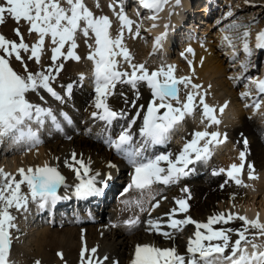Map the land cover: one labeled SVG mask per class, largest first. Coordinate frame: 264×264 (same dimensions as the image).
I'll return each mask as SVG.
<instances>
[{
  "label": "snow or ice",
  "instance_id": "6c2138e0",
  "mask_svg": "<svg viewBox=\"0 0 264 264\" xmlns=\"http://www.w3.org/2000/svg\"><path fill=\"white\" fill-rule=\"evenodd\" d=\"M68 7L61 4V0H4L0 3V23L4 22L5 13L14 21H26L29 34L38 33L37 43L29 46L19 28L15 34L18 41L6 39L0 35V141L5 138L16 143L36 145L41 142L40 129L46 123H51L60 128V119L50 107L43 104H34L27 99L32 92H46L57 101L63 97L53 87V81L63 69V60H81L77 55V34L82 33L87 44L89 34L94 35V50L87 59L93 62L92 82L94 85L95 99L93 107L96 111L91 113L93 120L103 122L107 133L115 123L127 120L126 125H120V131L113 136L108 133L103 143L114 150L132 169L130 182L123 188L121 195L130 190H136L139 196L133 200H124L125 206H135L141 212H148L160 206L159 199L153 192L155 185H175L182 178L189 176L197 164L206 163L213 155L215 147L224 141L218 131H194L192 138L186 140L182 148L177 152H157L158 146L171 142L173 134L178 130L187 117L195 118L196 113H201V123L205 129L221 123L215 114L216 110L205 102L206 93L200 91L201 85L196 84L187 76L174 75L175 66L161 64L155 70H149L144 63H133L129 50L124 46V30L133 32L135 21L125 14L121 3L119 11L112 4L109 5L120 21L119 34L112 38L109 32L112 21L107 15L95 16L84 3V0H64ZM168 0H139L143 8L159 12ZM179 5L181 0H175ZM99 7V4H97ZM231 15V13H229ZM151 19H156L153 15ZM155 27V25H153ZM168 27L167 25L165 26ZM230 27H243L247 25H231ZM140 27L135 24V35L139 36ZM243 51L249 58L242 64L246 72L251 64L250 57L253 49L249 46V32H243ZM167 32L155 37L154 48L162 49ZM45 37L51 38L52 63L40 71L32 72L28 66L29 61L41 62V53L45 46ZM227 39V38H226ZM67 45V48H66ZM93 47L92 45H88ZM256 50H264V31L257 34ZM191 52L192 49H187ZM22 53H30L24 56ZM183 55V54H182ZM21 63L23 73L13 69L8 58ZM117 57H122L128 64V69H122ZM192 62L189 61V64ZM247 79V77H245ZM81 81L85 76L81 74ZM256 86L257 96L253 99L252 106L261 107L262 94H264V79H252ZM127 85L136 92V99L131 106L136 108L134 116H128L126 110H115L109 104V98L117 94L118 86ZM146 85L150 91L151 99L147 106L137 105L139 88ZM66 87L67 95H71L73 85ZM183 89V99L181 92ZM124 97V93H119ZM243 98L251 96V91L241 93ZM44 97L41 95V100ZM125 103H128L124 97ZM247 106V105H246ZM225 106L219 108L223 113ZM68 123L70 118L66 113L59 114ZM141 121L138 128L137 121ZM206 122V123H205ZM35 125V127H34ZM226 140V137H224ZM247 144V141H244ZM241 163L231 164L226 176L241 185L239 175L245 167V153H240ZM64 165L72 170L77 182L69 185L59 168L45 163L43 166L29 167L27 170H18L16 175L6 173L0 169V264H10V249L13 243V232L18 230L15 213L29 211V204H34L39 210L54 209L63 201L75 198L87 201L90 198L102 197L112 174L94 172L91 162L78 158L72 153L70 159L64 160ZM191 166V167H190ZM109 167H117L109 164ZM251 167V166H249ZM220 169L216 174H223ZM250 178H254L250 176ZM26 186L27 193L22 191ZM63 188L64 192L59 190ZM184 191H187L185 189ZM154 201V203H149ZM148 203L149 209L144 205ZM175 207L165 214L167 220L160 222L149 219L147 221L150 231L159 233L168 240H175L184 226L193 225L194 236L190 237L186 245V253L181 254L175 246L161 248L150 244L137 245L131 264H264V244L254 242L259 237H264V223L259 219L249 220L242 215L232 213H216L207 218V222H198L189 215V203L187 199L175 200ZM14 210V211H13ZM178 214H184L177 219ZM235 220L242 221L240 228L224 227ZM125 225L129 229L141 224L139 217L126 220ZM214 225H221L214 227ZM165 228L170 229L164 230ZM249 228L258 230L257 235L251 239L247 235ZM238 238L232 241L231 235ZM249 248L251 251H249ZM227 253V254H226ZM97 248L81 250V264H106L108 257L97 258ZM62 258V253H58ZM35 264H41L39 260Z\"/></svg>",
  "mask_w": 264,
  "mask_h": 264
},
{
  "label": "bare ground",
  "instance_id": "6f19581e",
  "mask_svg": "<svg viewBox=\"0 0 264 264\" xmlns=\"http://www.w3.org/2000/svg\"><path fill=\"white\" fill-rule=\"evenodd\" d=\"M216 1L181 0L180 4L176 5L175 0H168L159 12L140 7L135 0L125 2L123 0H108L107 3L114 5L117 12L122 3L125 14L140 27V34L137 38L143 37L142 42L146 45H141L140 51H143L141 60H132V62L144 63L147 67L151 66L148 67L149 70L159 68L162 63L174 65L175 76H187L194 83L202 86L200 91L206 93L205 102L216 110L215 114L221 121L219 125L205 129V124L201 123V113L198 111L195 117L199 119H193V122L191 117H187L183 125L174 132L171 142L158 146L155 151L177 153L186 140L192 138L194 131H218L222 134L220 138L224 142L215 147L212 157L206 163L197 164L195 170L177 184L155 185L153 192L159 199L160 206L149 209V204L146 203L144 207L150 210V215L148 212H141L135 206L126 207L123 201L137 192L130 190L129 193L121 195L125 185L130 182L132 169L114 150L104 144L103 140L108 133L113 136L118 134L120 125H126L127 120L115 123L106 133L103 122L93 120L91 117V113L96 111L93 107L95 99L92 82L93 62H91V66H89V62H85V64L81 61L75 62L76 64L71 68L70 60L57 61V63L63 62L64 67L54 80L57 83L54 84L53 81V87L65 98L62 101H57L50 94L40 91L29 93L27 99L34 104H43V106L53 109L60 119V128L57 129L50 122L46 123L40 129L41 142L34 146L16 143L8 138L0 141V169L16 175L19 179L18 170L20 168L27 170L29 167L35 168L48 163L58 167L62 175L65 176L67 184L72 185L77 182V178L74 172L64 165V160L70 159L72 153H76L78 158H82L86 162L90 161L93 171L101 173V177L110 172L113 179L109 182L105 194L100 198H90L87 201L75 198L63 200L54 209L47 210H39L36 205L30 203L29 211L16 215L18 230L13 232L10 264H35L37 260L41 264H81V250L83 248L90 250L93 247L97 248V258L108 257L106 264H131L138 244H150L161 248L175 246L179 253L185 254L187 241L194 236L193 225L184 226L175 240H168L159 233L150 231L147 224L149 219L156 220L158 218L161 223H164L167 220L165 214L176 206L175 200L179 198L188 200V214L198 222H207L210 215L223 212L242 215L249 220L259 219L261 223H264V102L261 103L259 109L252 107L257 91L256 86L250 82L252 79H264V63L262 69L255 70L256 61L252 62V59L256 58V55L251 56L250 60L253 65L251 67L255 72L253 75H248L249 70L245 72L242 64L249 58L243 52L236 62L240 73L235 78L239 80L246 74L247 80L240 90H236L233 84L237 80L235 82L228 80L226 66L222 59H219V51L213 45L217 39L215 43L228 46L225 54L236 56L237 47L231 43L229 38L225 34L216 33V38L215 36L207 37L205 39L207 42H203L194 32L190 36L189 33L185 34V29H189V26L182 30L184 21L190 20V18L195 21L196 14L194 12H197V18L200 20L195 22L197 23L195 26H192L195 28L192 31H197L199 27L206 32L208 28L204 25L210 26V13L213 12ZM225 1L229 2L230 0ZM263 1L258 2L262 3ZM90 2L92 3V0H84L88 8ZM61 4L68 7L64 0H61ZM131 5H133V9L128 10ZM262 5L257 8L263 9L264 5ZM261 9L256 10V13L260 14ZM188 10L191 12L186 14ZM107 13L111 18L112 8L109 7ZM153 15L156 16V19L150 18ZM118 23L120 25V21ZM135 24L132 32L134 37H136ZM125 30L128 32L127 29ZM114 31L111 26L109 32L112 38L118 35L114 34ZM261 31L263 30L260 25L259 30L254 34V41L249 45L253 49V53L257 52L255 49L256 37ZM164 32H167V36L162 42V49H155V37ZM49 42L51 44V40ZM129 45V42L124 43L127 49L130 47ZM177 45H181L182 48L176 57L174 53ZM46 46L44 48H49ZM239 46H243V43ZM189 48L192 49L191 52L187 51ZM93 50L94 47L91 51ZM262 52L259 50L257 54H262ZM22 55L26 56L25 53ZM117 59L120 64L123 63L122 57H117ZM183 60H186L188 64L185 65ZM189 61L192 63L189 64ZM18 65L22 66L20 62ZM84 66L85 71L82 70ZM81 74L85 76L83 81L79 79ZM229 75L233 76L235 73L231 72ZM69 84L73 85L71 95H67L65 87ZM249 90L251 96L243 98L241 93ZM121 91L128 103H125L124 97L119 94ZM41 95L44 97L43 101ZM181 98L183 99V89ZM134 99H136L135 90L130 86L121 85L118 86L117 94L110 97L108 102L113 109L126 110L128 116H134L137 111L131 106ZM150 99L149 89L146 85H142L139 88L137 105L146 107ZM261 100L264 101V94H262ZM245 104H249V107L252 108L245 109ZM225 105L223 114H220L219 108ZM61 112L67 114L71 123L59 115ZM140 123L141 121L138 120L135 127L138 128ZM245 140L247 144L244 143ZM241 152L245 153V167L238 174L242 184L237 185L226 176V172L231 164L239 165L241 163ZM110 163L117 167H109ZM220 169H224L225 172L216 177L215 173ZM250 176L254 178H250ZM122 184L125 185L122 187ZM185 189L187 191H184ZM22 191H28L26 186H22ZM59 191L63 193L64 189L61 188ZM149 203H154V201ZM89 210H91V214H89ZM137 216L141 224L136 228L129 229L124 222ZM183 217L184 214H178L176 218ZM242 224V221L235 220L224 227L238 229ZM220 226L214 225V227ZM164 230L170 231L167 228ZM257 233L258 230L249 228L247 235L251 239L252 235H257ZM237 238L236 235H231L232 241ZM254 242L264 244V237L257 235ZM249 251H251L250 248ZM58 253H62V258Z\"/></svg>",
  "mask_w": 264,
  "mask_h": 264
},
{
  "label": "rangeland",
  "instance_id": "374dc122",
  "mask_svg": "<svg viewBox=\"0 0 264 264\" xmlns=\"http://www.w3.org/2000/svg\"><path fill=\"white\" fill-rule=\"evenodd\" d=\"M107 1L108 0H92V3L91 2L89 3V10L92 11L95 16H100V15H107L108 16L107 10L109 9L110 4L107 3ZM258 1H261V0H230L229 2H226L225 0H217L214 3L215 5H214L213 12L210 13V21H209L210 26L204 25V27L208 28L207 31L205 32L204 29H200V28H199L200 30L198 29L197 31H193L195 33V35H197L198 38L200 37L199 39H202L203 42H207L205 40L207 37L213 38L215 36V38H216V33L225 34L229 38L231 43L234 44L235 47H237L236 50L238 52L236 53V56H230V55L225 54L226 48L228 47L226 44L219 45L218 43H215V42H217V39L213 43L214 48H216V50L219 51V55H218L219 59H222L224 66H226V71L228 74V75H226V77H228V80H230L232 82H235L237 80L235 77H236V75H238L240 73V70H239L240 68L238 69V65H236V62L238 61V59L241 57L242 53L244 52L243 46H239L241 43H244V37L242 35L243 32L244 31L249 32V37L247 39H248V43L250 45L254 41V37H255L254 34L256 31L259 30L260 25H261L262 30L264 31V8L263 9H261V7L257 8V6H259L261 4L264 5V1L262 3H259ZM0 3H4V0H0ZM97 4H99V7H97ZM219 4H220V6H219ZM254 8H255V10H253ZM132 9H133V5H131L128 8V10H132ZM192 9H193V6H192ZM260 9L262 10L261 13L260 14L256 13V10H260ZM194 13L196 14L194 16L195 22L199 21L200 19L197 18L198 17L197 12H194ZM229 13H231V15H229ZM112 14L113 15L111 16V18H109L112 21V29L115 30L114 34H119V29H120V25L118 23L119 19H118L117 15L115 14V12H113ZM231 25H247L248 27L247 28H243V27L234 28V27H230ZM29 27H30V25H28V23L26 21L22 20L19 23H17L16 21H14V19H12L10 17L9 14L5 13L4 22L0 23V35H3L8 40L18 41L19 37H17L14 30L16 28H19L20 32L22 33V35L24 37V41L26 43H28L29 46H31V45L37 43L39 34L38 33L29 34ZM184 28H186V27H184ZM207 32H208V34H207ZM187 33H189V36H190L192 31L189 32L188 28H186L185 34H187ZM48 38H50V37H45V46L47 45L49 48H44L45 50L42 51L41 62L39 64L36 63L34 60L28 62L29 63L28 66L32 72L40 71L41 68H46L49 64L52 63L50 57L52 55L51 48L53 47V45L50 44V42H49V40H51V38L49 40H48ZM187 38H188V36H187ZM142 40H144L143 37L138 39L137 36L134 37L133 33H128V32H126V30H124L123 42L124 43H128V42L130 43V45H129L130 47L128 48V50H129V53L132 57V60H134V61L141 60V58H142L141 55L143 54V51H140V50H141V47L143 45H146L145 43L142 42ZM77 45H78V47H77L76 53H77V55H79L81 57V60H79V61L73 60L72 61V59H69L71 61V65H72L71 68H73V65H75L77 62H80V61L84 64H85V62H89V66H91L92 61L88 60L87 56L91 52L92 47H89L88 45H92L94 47V35L92 33L89 34V38H88V41L86 44L85 38L83 37L82 33H78L77 34ZM83 46H84V48H82ZM175 48H176V52L174 53V56L176 54L177 55L180 54L182 47H181V45H177ZM46 51H47V53H46ZM79 51H81V52H79ZM262 51H263L262 54L260 53L262 56L260 54H257L259 52V50H257V52L255 51L253 53L254 55L252 54L253 57L256 55V58L252 59L253 61L251 60L252 62L256 61L255 62L256 64L254 66L255 70H257L258 68L262 69V67H263L264 50H262ZM81 53H82V55H80ZM25 55L26 56L30 55V53H27ZM177 55H176V57H177ZM44 57H47V58L45 59ZM8 59L10 60V64L15 71H17L18 73L24 72V68L22 66L18 65V62L14 59V57H10ZM61 59H63V58H61ZM183 61H184L185 65L188 64V62L186 60H183ZM72 62H74V64H72ZM121 67H122V69H128V66L124 61L121 64ZM148 67H151V66H148ZM252 69H253V67H249L248 75L254 74L255 70H252ZM82 70H84V71L86 70L85 66L82 68ZM231 72H234L235 75L230 76L229 74ZM77 75H78V73H77ZM245 77H246V74H244L241 79L237 80V82H235V84H233L234 89L240 90L243 87V84H245L246 80H247ZM55 83H57V81H54V84ZM181 97H182V92H181ZM244 107H245V109H251L253 106L249 107V104L247 106L245 104ZM220 114H223V113H220ZM191 119L194 122V120H197L199 118L198 117H195V118L191 117ZM216 173H215V176L218 177L219 174H216ZM124 185L125 184H122V187ZM24 192L27 193V191H24ZM138 196H139V193L136 192L134 195L130 196L128 198V200H133V199L137 198ZM14 214L18 215L19 213L14 212ZM89 214H91V210H89ZM78 218L80 219V217H78ZM76 219H77V217H76ZM80 222H81V219H80Z\"/></svg>",
  "mask_w": 264,
  "mask_h": 264
}]
</instances>
